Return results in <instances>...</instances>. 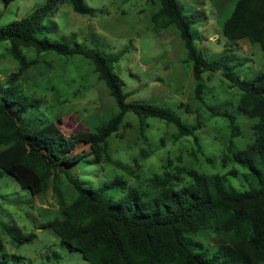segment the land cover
<instances>
[{"label":"trees","instance_id":"obj_1","mask_svg":"<svg viewBox=\"0 0 264 264\" xmlns=\"http://www.w3.org/2000/svg\"><path fill=\"white\" fill-rule=\"evenodd\" d=\"M0 1L7 7L13 0ZM155 1L158 9L151 20L157 30L177 31L191 62L196 103L204 99L202 75L218 73L229 87L239 90L237 109L253 121L252 141L239 150L228 146L222 157V173L180 165L182 159L177 156L167 158L160 173L137 186L117 175L97 188L86 187L69 169L87 152L98 163L114 165L108 141L128 122L127 113L136 117L138 137L146 145V120L153 118L173 125L176 139L192 137L200 151L199 138L194 135L200 125L189 127L168 107L127 101L129 94L112 66L117 59L110 60L78 44L70 46L40 37L44 21L59 5L68 4L79 15L90 11L84 0H47L26 17L0 27V42L9 43L6 52L17 64L15 73L0 79V172L33 197L48 192L56 196L60 178L65 180L73 194L67 203L59 200V210L42 227L57 237L62 249L79 252L89 264H264V73L240 77L227 64L235 60L230 54L206 60L195 45L192 21L182 13L179 1ZM222 35L235 49L243 40L264 52V0H237L222 24ZM28 50L35 54L32 61L24 54ZM43 52L81 55L93 65V73L107 89L112 104L91 128L65 135L56 125L59 119L53 111L57 105H48L44 97L26 93L20 86L19 79L24 75L28 80L26 74ZM44 107L50 109L43 111ZM179 107L190 113L187 104ZM208 111L210 117L228 120L231 139L241 136L240 126L227 111L213 107ZM79 145L87 152L78 151ZM153 154L147 148L141 149L140 156L147 159ZM229 163L230 168L224 171ZM239 176L247 188L232 184L231 178ZM209 236H215L218 243L200 241ZM10 257L20 260L15 254ZM8 261L0 241V264Z\"/></svg>","mask_w":264,"mask_h":264},{"label":"rangeland","instance_id":"obj_2","mask_svg":"<svg viewBox=\"0 0 264 264\" xmlns=\"http://www.w3.org/2000/svg\"><path fill=\"white\" fill-rule=\"evenodd\" d=\"M47 0H13L7 7L0 1V27L19 20L43 5ZM90 11L79 15L68 4L59 5L52 17L43 23L40 37L52 41L75 44L101 52L113 61L115 74L129 94V102H151L172 109L199 138L198 151L192 137L176 139V128L163 121L149 118L147 145L138 137V121L132 113L126 114L121 130L109 138V153L114 161L98 163L87 153L69 171L86 187L97 188L102 183L122 175L128 184L140 181L162 171L167 158L181 157V164L201 172L222 173V157L229 145L239 150L253 139L252 120L237 109L240 92L218 73H204V99L193 98L191 62L187 61L180 38L174 28L157 30L151 20L158 9L155 0H84ZM182 13L192 21L195 45L202 56L212 61L223 54L233 55L228 61L231 70L243 78L264 73V52L257 45L243 40L237 49L222 35V24L237 0H178ZM224 7L227 8L224 10ZM8 42H0V79L17 71V64L8 57ZM32 61L31 51L24 53ZM19 79L26 93H37L48 105L56 104V125L65 135L86 130L94 125L102 111L111 106L105 86L98 82L93 65L81 55L57 56L43 52L37 62ZM107 91V92H106ZM187 104L190 113L180 108ZM227 111L240 126L241 136L231 139L228 120L210 117L208 108ZM50 108H43L48 111ZM197 112L199 116L197 117ZM130 115V116H129ZM152 149L147 159L141 149ZM197 150V151H196ZM210 159V160H209ZM162 163V166H161ZM177 164V163H175ZM230 168L231 164H228ZM240 171L241 169L238 168ZM234 186L247 188L242 176L232 179ZM56 196L53 192L37 197L19 188L17 183L0 172V241L8 253V264H89L76 251L62 249L58 239L47 228V223L59 210L61 198L67 203L73 194L63 178L59 180ZM62 194V195H61ZM117 197L120 196L118 192ZM30 240H25L26 236ZM13 240H20L16 244ZM209 244L218 243L215 236L200 239ZM10 254L20 256L11 259Z\"/></svg>","mask_w":264,"mask_h":264}]
</instances>
